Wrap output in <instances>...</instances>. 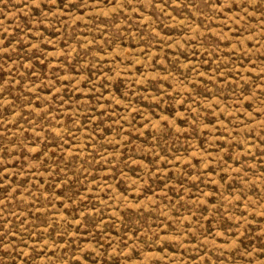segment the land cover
Masks as SVG:
<instances>
[{
	"label": "rangeland",
	"instance_id": "rangeland-1",
	"mask_svg": "<svg viewBox=\"0 0 264 264\" xmlns=\"http://www.w3.org/2000/svg\"><path fill=\"white\" fill-rule=\"evenodd\" d=\"M0 264H264V0H0Z\"/></svg>",
	"mask_w": 264,
	"mask_h": 264
}]
</instances>
